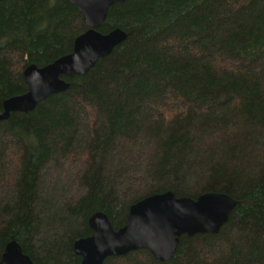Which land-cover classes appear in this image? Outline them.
I'll return each instance as SVG.
<instances>
[{
  "label": "trees",
  "instance_id": "16d2710c",
  "mask_svg": "<svg viewBox=\"0 0 264 264\" xmlns=\"http://www.w3.org/2000/svg\"><path fill=\"white\" fill-rule=\"evenodd\" d=\"M115 29L67 90L0 122V259L15 242L34 264H80L93 214L118 230L146 197L217 192L237 202L217 234L104 264H264V0H125L98 32ZM87 30L68 0H0V111Z\"/></svg>",
  "mask_w": 264,
  "mask_h": 264
},
{
  "label": "water",
  "instance_id": "95a60500",
  "mask_svg": "<svg viewBox=\"0 0 264 264\" xmlns=\"http://www.w3.org/2000/svg\"><path fill=\"white\" fill-rule=\"evenodd\" d=\"M83 16L87 31L74 41L70 54L43 67L27 66L23 71L27 91L3 102L0 122L11 113L32 111L49 96L64 92L68 83L60 77L83 75L100 58L109 56L126 35L115 29L107 34L98 32L109 8L125 0H68ZM237 202L224 193H205L197 199L175 197L171 192L146 197L130 206L126 224L114 230L102 212L88 220L91 235L78 238L73 251L80 264H104L111 257L125 256L138 250L148 251L161 263L174 256L181 236L217 234L227 223ZM0 264H34L11 242L4 248Z\"/></svg>",
  "mask_w": 264,
  "mask_h": 264
}]
</instances>
